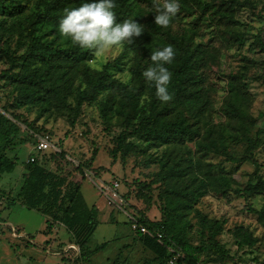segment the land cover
I'll return each mask as SVG.
<instances>
[{"label": "trees", "instance_id": "16d2710c", "mask_svg": "<svg viewBox=\"0 0 264 264\" xmlns=\"http://www.w3.org/2000/svg\"><path fill=\"white\" fill-rule=\"evenodd\" d=\"M252 1L178 0L180 11L172 25L163 28L154 23L158 0H114L117 22L137 21L144 32L132 43L124 42L114 58L97 68L90 64L92 51L63 37L59 24L66 10L98 0H0V61L7 64L0 79L11 94V101L0 109V179L14 171L22 146L35 149L39 134L48 135L59 147L53 153L66 154L50 132L16 110L35 111L36 118L64 117L74 127L84 105L96 104L106 128L112 119L120 128L110 152L112 160L119 156L124 163L130 155L141 154L145 168L157 167L147 173L148 181L137 182L136 196L146 204L144 210H137L138 222L146 231L132 230L152 253L142 264H169L173 258L178 264L224 261L228 251L219 236L226 220L212 218L196 206L204 196L217 194L226 200L232 195L245 199L261 196L260 207L247 203L246 209L264 228V175L257 159L264 137L250 111L254 95L246 74H224L218 119L213 118L219 85L211 78L212 67L223 50L243 44L247 32L240 28L237 13L242 8L253 9ZM260 11L264 13V3ZM261 12L257 17L264 20ZM250 44L264 52L260 32ZM169 45L175 58L165 65L172 73L168 85L172 99L165 103L156 97L154 83L143 72L155 66L151 53ZM125 64L129 77L123 81L114 72ZM260 65L264 66V60ZM68 134L66 131L65 136ZM237 145L242 146L240 153L233 149ZM97 153L94 148L89 160L78 162L77 168L82 171L89 166ZM211 154L219 156V162H247L255 168L243 186L235 185L233 173L225 168L215 170L217 162ZM20 177L21 185L13 196L6 191H0V196L7 193L8 206L18 203L47 216L45 231L61 224L70 234L68 256L62 258L70 264L84 261L98 220L80 183L49 169L36 155H29L23 163ZM152 189L157 190L156 218L146 215L153 201ZM227 230L238 247L251 248L260 240L243 224ZM112 264H125V259L117 256Z\"/></svg>", "mask_w": 264, "mask_h": 264}, {"label": "rangeland", "instance_id": "374dc122", "mask_svg": "<svg viewBox=\"0 0 264 264\" xmlns=\"http://www.w3.org/2000/svg\"><path fill=\"white\" fill-rule=\"evenodd\" d=\"M263 3L264 0H253V9L242 8L238 11L237 17L242 21L240 28L247 32L245 40L240 47L221 52L218 64L212 67L211 78L219 85L214 106L217 114L215 113L213 117L218 119L217 111L223 93L222 85L225 84L224 74L236 71L246 74L250 91L254 95L250 111L257 117V126L261 127L264 137V115L261 114L264 111L262 82L264 66L260 65V62L264 60V52L250 44L253 41V35L258 32L264 41V20L257 17ZM119 50L120 48L110 50L101 56L93 55L90 64L99 68L106 60L114 58ZM6 67L7 64L0 61V71ZM119 69L114 72V75L126 81L129 77L127 64ZM10 101V88L0 79V109L2 105ZM16 112L27 121H34L36 125L42 126L45 132H50L53 141L60 144L66 154L53 153L52 149L37 152L32 145L22 146L14 171L4 174L0 179V191H6L13 196L22 182L20 175L23 171V163L29 155H36L37 159L49 169L80 183L85 201L89 207L93 208L98 220V225L86 246L85 251L90 252L85 256L84 261H78L76 264H112L117 256L125 259V264H142L146 259L151 258L152 253L142 246L136 233L131 229L128 214L138 215V209L144 210L146 204L136 196L137 182L148 181L147 173L155 171L157 167L152 165L145 168L144 156L141 154L130 155L124 163L119 156L115 161L112 160L110 152L115 145L114 137L120 131L119 126L114 124L115 119H112V125L106 128L107 125L100 117L96 104L84 105L82 114L74 127H70L64 117L36 118L35 111L29 112L24 107ZM66 131H69V134L65 136ZM25 134L26 131L22 130L21 135ZM189 145L192 146V144ZM94 148L98 151L96 157L89 166H83L81 171L77 168L78 162L88 161ZM233 149L240 153L242 146L237 145ZM210 158L217 162L215 170L225 168L233 173L235 185L238 182L243 186L248 178L247 174L255 168L252 163L247 162L242 164L219 162L221 158L214 154H211ZM257 159L261 164L260 172L264 175V146L258 152ZM100 181L118 182V193L123 200L124 209L108 204V198L99 191ZM7 193L0 196V264H70L66 258H62L68 256L66 250L70 245V234L67 230L58 223L52 230L45 231L48 217L18 203L8 206ZM151 193L153 201L146 215L149 218H156L158 215V202L155 199L157 190L152 189ZM247 203L258 208L262 203V197L245 199L235 198L232 195L230 200H226L217 194H209L196 204L210 217L226 220L219 240L228 251V257L224 261L217 260L207 264H264V228L257 222L256 215L247 211ZM238 224L248 226L253 235L260 238L253 247L237 246L227 229ZM12 227L18 229V237L11 235ZM193 240H196L195 236ZM169 264L178 263L173 258Z\"/></svg>", "mask_w": 264, "mask_h": 264}, {"label": "clouds", "instance_id": "9594fccd", "mask_svg": "<svg viewBox=\"0 0 264 264\" xmlns=\"http://www.w3.org/2000/svg\"><path fill=\"white\" fill-rule=\"evenodd\" d=\"M154 7V23L163 28L170 27L172 19L180 11L178 0H158ZM114 8V0H98L66 10V15L60 20L59 32L96 56L118 49L124 42L132 43L135 37L143 34L144 28L131 19L117 22ZM174 58L175 50L171 45L155 50L150 55L155 66L143 72L145 79L154 83L156 97L165 103L172 99L168 91L172 73L165 65L171 64Z\"/></svg>", "mask_w": 264, "mask_h": 264}, {"label": "built area", "instance_id": "2783aa9c", "mask_svg": "<svg viewBox=\"0 0 264 264\" xmlns=\"http://www.w3.org/2000/svg\"><path fill=\"white\" fill-rule=\"evenodd\" d=\"M35 149L41 152H45L46 150L52 149L53 151H59V149L52 143L51 139L49 138L48 135L43 134V135H38L36 139V144H35ZM33 156H31L29 159L32 161ZM118 187L119 184L117 181H113L111 183H106L100 181L98 184L99 191L104 194L108 198V204L109 205H114L115 207L119 209H124L123 207V200L118 193ZM129 216V221H130V226L131 229L134 230H139L140 232H145L146 227L141 225L138 222V216L134 213L128 214ZM11 234L14 237H18L19 234L16 233L15 229L12 227ZM160 237V234H158Z\"/></svg>", "mask_w": 264, "mask_h": 264}, {"label": "crops", "instance_id": "0c3cea01", "mask_svg": "<svg viewBox=\"0 0 264 264\" xmlns=\"http://www.w3.org/2000/svg\"><path fill=\"white\" fill-rule=\"evenodd\" d=\"M85 199V198H84ZM46 229V228H45Z\"/></svg>", "mask_w": 264, "mask_h": 264}]
</instances>
